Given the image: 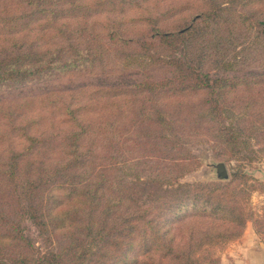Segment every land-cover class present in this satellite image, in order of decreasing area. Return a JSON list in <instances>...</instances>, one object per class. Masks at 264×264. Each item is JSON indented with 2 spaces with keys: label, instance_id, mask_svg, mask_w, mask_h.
<instances>
[{
  "label": "trees",
  "instance_id": "obj_1",
  "mask_svg": "<svg viewBox=\"0 0 264 264\" xmlns=\"http://www.w3.org/2000/svg\"><path fill=\"white\" fill-rule=\"evenodd\" d=\"M120 2L0 0L6 39L20 44L0 56V87L96 67L141 73L125 90L90 83L0 99V264H219L248 222L264 234L250 207L259 181L247 172L264 152V60L241 56L264 34L263 18L232 0H203L191 25L158 26L153 14L159 22L134 41L113 29L95 34L110 19L99 12ZM225 11L254 35H220ZM122 43L128 53L95 64ZM202 50L215 55L209 69L194 57ZM255 50L264 57V46ZM249 65L263 69L246 73ZM159 70L166 75L154 77ZM201 143L234 160L227 180L180 181L200 166L191 147Z\"/></svg>",
  "mask_w": 264,
  "mask_h": 264
},
{
  "label": "rangeland",
  "instance_id": "obj_2",
  "mask_svg": "<svg viewBox=\"0 0 264 264\" xmlns=\"http://www.w3.org/2000/svg\"><path fill=\"white\" fill-rule=\"evenodd\" d=\"M119 0H116L118 2ZM213 3H222L228 0H212ZM140 3V5H136ZM232 8H238L239 10H243L246 14L250 17L254 16L263 18L260 20L261 23H264V0H232ZM207 6L204 4L203 0H140L138 2H130L129 0H124V2L118 3L114 7V10L109 12L112 8L105 7L102 12H99V18L104 19L105 16H109L110 19L108 21H99L98 24L93 27V31L95 34L98 33V30L102 32V30H115V33L121 34L122 38L126 40L127 38H131L136 40L145 32H149L152 28L158 23L155 21V17H159L160 22L158 26H169L172 28L184 26L186 24L191 25V23L195 19V14L197 11L201 10V6ZM231 6V5H229ZM95 11V10H94ZM108 12V13H107ZM149 12H152L150 14ZM157 12V13H156ZM159 12H162L163 15H158ZM94 15V13L92 12ZM156 15L155 17L149 18L150 15ZM149 18V19H148ZM220 23V35H226L227 39L232 40L233 38H239L240 36H248L252 37L254 34L251 30H246L249 25L248 21L243 22L237 16L230 14L228 11H225L221 14V16L217 19ZM200 20L197 21L199 23ZM103 23V24H99ZM105 23V24H104ZM107 24V25H106ZM212 24V21L209 23ZM203 25V24H201ZM104 27V28H101ZM110 27V28H106ZM231 30V31H230ZM10 29L6 26L0 25V56L9 52L11 50H18L17 46H20L19 42L16 44H12L11 42L7 41V35L9 34ZM264 34L261 33L257 38L256 42L253 44V49L250 53H242L244 57H247L249 60L253 62V60H264L261 50L256 51L255 48L262 49L264 46ZM97 38H100L99 35L96 36L93 40L96 42H92V47L94 49L98 48L99 44ZM28 40H31L28 38ZM40 39L35 40L33 44H40ZM73 43V42H72ZM191 42L189 45L190 52H194L196 45L192 44ZM117 45V44H116ZM174 48L172 54L173 57L179 58V54L182 55V51L175 49L179 47V42L176 41L173 43ZM122 48L118 49L117 52H111L113 49H117V46L113 45V49L109 50L106 49L105 54L102 58L95 57V64L99 62V60H105L109 58L122 57L123 54L128 53V48L131 47L130 44L122 43L120 46ZM168 51H171L169 49ZM207 50L199 51L198 55H194L197 59L199 56H203L202 62L203 66L207 69L213 66V61L215 55L213 54L210 58L209 54L206 52ZM230 52V51H229ZM233 54V52H230ZM208 54V55H207ZM205 55V56H204ZM240 55V54H239ZM47 60V59H46ZM264 63V61L262 62ZM251 64V63H250ZM258 64V63H257ZM86 66V65H85ZM263 69L262 65H249L244 67V71L246 73L249 72H258L259 70ZM57 75L48 76L41 81H35L29 85H18L14 88L8 89L0 87V99L5 100H12L19 96H23L26 94H40L45 90H57L62 89L64 87L70 88H78L85 84L96 83L102 84V86L106 88L116 87V86H124L123 90L128 88L132 85L133 82H138L140 79L141 73L132 72L130 74L124 72H117V74L105 72L104 70L96 67L85 74L89 75H80L79 72L75 73L73 77H65L67 74H63L62 72L56 73ZM123 74V75H122ZM154 77L161 78L162 76L166 75V72L162 71H155L152 73ZM138 93V92H136ZM138 97L142 96L141 94H137ZM124 97L116 98L115 102L119 99L123 102ZM94 111V110H92ZM48 115L50 113L48 112ZM123 118V117H121ZM124 120V119H123ZM191 151L198 157L200 161V166L187 174L180 180L182 182H194V181H224V179H219L216 176L215 167L213 166L214 163L218 161H222L225 163L227 171H228V178L230 177V173L232 171V167L234 166V160H226V159H217L214 156L212 149L209 147L208 143H201L196 146L191 147ZM247 172L258 179L259 184L255 186V188L250 193V207L251 212L256 215L255 223H258L260 228L264 229V152L260 154L259 159L254 161L251 166L248 167ZM227 178V179H228ZM225 179V180H227ZM24 226L28 228L29 234L39 243L37 233L35 227L30 223L29 220H25L23 222ZM54 239L56 238V244L61 240V236L56 234ZM36 243V244H37ZM231 244V243H230ZM228 246V245H227ZM226 246V247H227ZM225 247V248H226ZM224 248V249H225ZM223 249V250H224ZM220 253V260L221 254Z\"/></svg>",
  "mask_w": 264,
  "mask_h": 264
},
{
  "label": "crops",
  "instance_id": "obj_3",
  "mask_svg": "<svg viewBox=\"0 0 264 264\" xmlns=\"http://www.w3.org/2000/svg\"><path fill=\"white\" fill-rule=\"evenodd\" d=\"M219 264H264V234L248 222L241 237L223 250Z\"/></svg>",
  "mask_w": 264,
  "mask_h": 264
},
{
  "label": "water",
  "instance_id": "obj_4",
  "mask_svg": "<svg viewBox=\"0 0 264 264\" xmlns=\"http://www.w3.org/2000/svg\"><path fill=\"white\" fill-rule=\"evenodd\" d=\"M213 166L215 167L217 178L222 179V180L223 179L225 180L228 178V171H227V168L224 162L218 161L214 163Z\"/></svg>",
  "mask_w": 264,
  "mask_h": 264
}]
</instances>
